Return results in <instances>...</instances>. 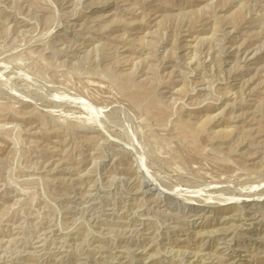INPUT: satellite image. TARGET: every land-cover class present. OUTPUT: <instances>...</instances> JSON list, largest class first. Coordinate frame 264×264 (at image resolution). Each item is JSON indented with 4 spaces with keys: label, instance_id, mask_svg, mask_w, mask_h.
I'll return each instance as SVG.
<instances>
[{
    "label": "rangeland",
    "instance_id": "374dc122",
    "mask_svg": "<svg viewBox=\"0 0 264 264\" xmlns=\"http://www.w3.org/2000/svg\"><path fill=\"white\" fill-rule=\"evenodd\" d=\"M0 264H264V0H0Z\"/></svg>",
    "mask_w": 264,
    "mask_h": 264
},
{
    "label": "bare ground",
    "instance_id": "6f19581e",
    "mask_svg": "<svg viewBox=\"0 0 264 264\" xmlns=\"http://www.w3.org/2000/svg\"><path fill=\"white\" fill-rule=\"evenodd\" d=\"M132 146V145H131ZM249 199V198H248Z\"/></svg>",
    "mask_w": 264,
    "mask_h": 264
}]
</instances>
